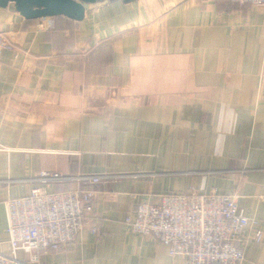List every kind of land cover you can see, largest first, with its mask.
<instances>
[{"label": "crops", "instance_id": "crops-1", "mask_svg": "<svg viewBox=\"0 0 264 264\" xmlns=\"http://www.w3.org/2000/svg\"><path fill=\"white\" fill-rule=\"evenodd\" d=\"M0 35L13 45L0 53V254H9L8 201L83 186L97 197L76 240L37 262L19 252L20 264H184L125 219L162 195L213 191L236 195L257 222L262 243L246 248L245 264H264V7L105 0L78 22L27 20L9 3ZM165 51L193 56L184 80L195 95L160 90L136 67ZM43 173L122 177L92 186Z\"/></svg>", "mask_w": 264, "mask_h": 264}, {"label": "built area", "instance_id": "built-area-1", "mask_svg": "<svg viewBox=\"0 0 264 264\" xmlns=\"http://www.w3.org/2000/svg\"><path fill=\"white\" fill-rule=\"evenodd\" d=\"M240 6L264 7V0H232ZM44 28L43 23L39 24ZM162 27L168 30L167 14L163 15ZM13 50L0 35V53ZM136 67L151 78L148 82L162 86L177 97L196 94V87L184 79L195 72L192 55L163 54L142 56ZM156 78V79H155ZM169 84L170 88L166 87ZM6 104L0 99V108ZM120 175L63 176L59 173L42 174V181L70 182L97 186ZM97 192L80 186L74 190L47 192L35 188L28 196L15 198L6 203L9 254H0V264H20L18 254L31 256L38 261L41 252H58L76 240L89 223L95 206ZM132 233L153 237L168 247L172 259L179 258L184 264H245V250L250 245L262 243V232L254 230L257 222L248 217L237 201L236 195L211 193L167 194L158 204L141 203L135 213L125 219ZM100 230L92 227L93 233Z\"/></svg>", "mask_w": 264, "mask_h": 264}, {"label": "water", "instance_id": "water-1", "mask_svg": "<svg viewBox=\"0 0 264 264\" xmlns=\"http://www.w3.org/2000/svg\"><path fill=\"white\" fill-rule=\"evenodd\" d=\"M101 1L105 0H0V6L7 7L9 3H14L18 12L27 20L64 16L80 22L85 17V5L96 4Z\"/></svg>", "mask_w": 264, "mask_h": 264}]
</instances>
